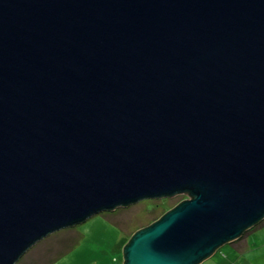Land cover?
Masks as SVG:
<instances>
[{
    "label": "water",
    "instance_id": "95a60500",
    "mask_svg": "<svg viewBox=\"0 0 264 264\" xmlns=\"http://www.w3.org/2000/svg\"><path fill=\"white\" fill-rule=\"evenodd\" d=\"M182 193L123 264H199L264 220V0H0V264Z\"/></svg>",
    "mask_w": 264,
    "mask_h": 264
},
{
    "label": "rangeland",
    "instance_id": "374dc122",
    "mask_svg": "<svg viewBox=\"0 0 264 264\" xmlns=\"http://www.w3.org/2000/svg\"><path fill=\"white\" fill-rule=\"evenodd\" d=\"M185 198H189L186 193L147 198L95 214L82 223L52 232L16 264H123L124 247L133 233ZM263 226L251 228L242 239L220 246L199 264H264Z\"/></svg>",
    "mask_w": 264,
    "mask_h": 264
},
{
    "label": "trees",
    "instance_id": "16d2710c",
    "mask_svg": "<svg viewBox=\"0 0 264 264\" xmlns=\"http://www.w3.org/2000/svg\"><path fill=\"white\" fill-rule=\"evenodd\" d=\"M179 202H181V201H179ZM179 202H178V203H179ZM178 203H177V204H178ZM177 204H176V205H177ZM168 210H169V209H168ZM168 210L164 209V211H163L164 213H163V214H165ZM163 214H162V215H163ZM162 215H161V216H162ZM161 216H160V217H161ZM160 217L156 218V220H158ZM263 223H264V220H262V221L256 223L252 228H254V227H256V226L259 227V226L263 225ZM249 230H250V229H249ZM247 231H248V230H247ZM247 231H246V232H247ZM246 232H245V233H246ZM245 233H244V234H245ZM244 234H243V236H244Z\"/></svg>",
    "mask_w": 264,
    "mask_h": 264
},
{
    "label": "crops",
    "instance_id": "0c3cea01",
    "mask_svg": "<svg viewBox=\"0 0 264 264\" xmlns=\"http://www.w3.org/2000/svg\"><path fill=\"white\" fill-rule=\"evenodd\" d=\"M263 228H264V226H263ZM262 229V228H261ZM134 234V233H133ZM242 239V238H241ZM239 241H241V240H239Z\"/></svg>",
    "mask_w": 264,
    "mask_h": 264
}]
</instances>
